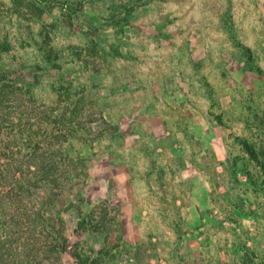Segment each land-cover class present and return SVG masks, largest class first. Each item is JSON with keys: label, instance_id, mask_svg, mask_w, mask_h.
Wrapping results in <instances>:
<instances>
[{"label": "rangeland", "instance_id": "374dc122", "mask_svg": "<svg viewBox=\"0 0 264 264\" xmlns=\"http://www.w3.org/2000/svg\"><path fill=\"white\" fill-rule=\"evenodd\" d=\"M0 48V79L40 109L101 97L87 134L69 127L94 182L44 264H264V169L244 145L264 151V0H0ZM7 121L0 162H17Z\"/></svg>", "mask_w": 264, "mask_h": 264}, {"label": "trees", "instance_id": "16d2710c", "mask_svg": "<svg viewBox=\"0 0 264 264\" xmlns=\"http://www.w3.org/2000/svg\"><path fill=\"white\" fill-rule=\"evenodd\" d=\"M129 16L125 20L131 23ZM12 80L0 79V91L10 101L0 103V123L12 126L7 121L8 116L12 112L19 114L22 121L17 124L18 134L26 138L28 149H24L26 155L17 162H0V264H44L52 259L59 260V253H63L68 243L59 210L71 196L80 197V192L88 188L91 180L94 182L89 157L82 150L71 151L68 145L75 132L69 127L80 125L87 134L93 114L101 113L103 107H96L101 97L93 98L83 93L71 98L62 96L59 102L40 109V105L34 104L35 100L34 103L25 100L28 95H23L24 84L10 87ZM70 90L66 87L64 92ZM12 97L15 101H11ZM63 102L62 111L56 116L58 113L53 112H58ZM37 109L45 115L40 113L38 117L29 118L30 112L38 113ZM7 110L10 111L8 116L4 114ZM244 145L264 169L261 159L264 151H257L247 141Z\"/></svg>", "mask_w": 264, "mask_h": 264}]
</instances>
